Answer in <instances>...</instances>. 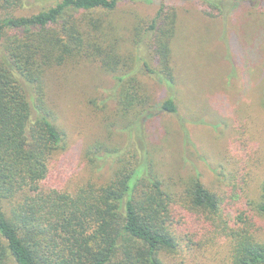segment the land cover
I'll return each mask as SVG.
<instances>
[{
    "label": "trees",
    "instance_id": "16d2710c",
    "mask_svg": "<svg viewBox=\"0 0 264 264\" xmlns=\"http://www.w3.org/2000/svg\"><path fill=\"white\" fill-rule=\"evenodd\" d=\"M137 1L61 0L18 16L23 0H0V264H168L182 254H214L215 247L227 264H264V241L255 232L264 182L260 201H248L243 187L214 192L199 174L171 188L154 170L142 134L157 113L179 111L172 93L179 13L162 5L149 21L137 13L127 26L110 18ZM243 1L205 0L207 14ZM80 58L114 77L115 116L138 141L129 145L131 155L99 141L89 146L91 168L111 160V174L67 193L47 189L50 159L66 140L47 107L44 74ZM145 77L170 97L155 101Z\"/></svg>",
    "mask_w": 264,
    "mask_h": 264
},
{
    "label": "rangeland",
    "instance_id": "374dc122",
    "mask_svg": "<svg viewBox=\"0 0 264 264\" xmlns=\"http://www.w3.org/2000/svg\"><path fill=\"white\" fill-rule=\"evenodd\" d=\"M59 1L23 0L17 15L30 16ZM162 5L179 13L172 45L178 82L172 93L179 111L157 113L145 122L142 138L154 170L171 188L199 174L211 191L236 185L243 187L248 201H260L264 182V0L226 2L223 14L214 16L207 14L211 11L205 0H138L122 4L110 18L122 26H127L134 13L149 21ZM44 76L47 107L66 140V148L50 159L47 182L51 187L47 189L75 193L91 180L105 182L112 161L93 170L84 157L86 149L99 141L107 148H128L131 155L129 145L138 141L125 131L130 125L115 116L114 77L99 62L86 58L71 60ZM144 80L155 101L170 97L166 87L147 77ZM257 218L255 232L264 241V216L257 213ZM203 254H182L174 263L167 261L227 264V254L217 247L214 254Z\"/></svg>",
    "mask_w": 264,
    "mask_h": 264
}]
</instances>
